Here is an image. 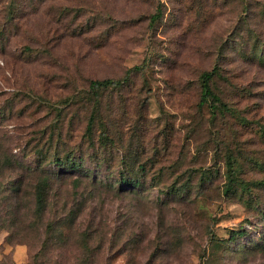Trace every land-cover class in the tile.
<instances>
[{
	"label": "rangeland",
	"instance_id": "obj_1",
	"mask_svg": "<svg viewBox=\"0 0 264 264\" xmlns=\"http://www.w3.org/2000/svg\"><path fill=\"white\" fill-rule=\"evenodd\" d=\"M134 66L88 137L90 81ZM43 180L79 214L48 248ZM0 264H264V0H0Z\"/></svg>",
	"mask_w": 264,
	"mask_h": 264
},
{
	"label": "trees",
	"instance_id": "obj_2",
	"mask_svg": "<svg viewBox=\"0 0 264 264\" xmlns=\"http://www.w3.org/2000/svg\"><path fill=\"white\" fill-rule=\"evenodd\" d=\"M139 69V66H134L127 69L126 73L122 78L113 79V78H104V79H92L90 81L89 90L85 93L86 99H88L92 104L91 114L87 125V136L92 137L93 135V126L98 121L100 117V96L101 93L105 90L121 88L125 86V84L131 79V76L134 70ZM219 75L217 69H213L211 71H204L200 76L201 81V95H200V105H207L210 109L211 115L216 117L218 114H232L237 115V111L235 108L231 107L227 102L223 100L221 95L214 89L212 85L213 79ZM104 139H102L101 146H106L109 141L110 136L106 133H103ZM90 139V138H89ZM71 156L68 157V161H71ZM61 161V159H59ZM227 165V173H228V184L226 186L227 191H231L235 184L237 183V174H236V165H235V156L232 153H229L226 159ZM79 164L73 162L70 165V169H76ZM132 187H134V179L130 181ZM49 183L47 180H43L38 184V187L34 193L36 210L35 214H33L35 218V224L38 225L39 228H42L43 232L46 234L44 248H48L50 246L49 241L53 239L54 235L58 232V226L62 224V222L71 217V215H76L74 208L71 211H68L65 215L61 216L60 212L58 213L56 210L52 218L48 215L49 212H52L51 201H50V190L48 188ZM67 205V204H66ZM56 207V205H55ZM76 216H79L77 214ZM74 218V217H73ZM21 220V215L17 210L14 215V223ZM75 219L72 221L74 223ZM92 222V221H91ZM15 232L12 230V233ZM234 231H231L232 237L235 236ZM81 241L83 246L82 252L86 257L85 260L91 259L93 261L94 251L89 254V258L86 256L89 252L90 247H88L93 240L94 233L91 229H84L80 233ZM237 234H245V231L241 230ZM69 240V238H68ZM53 243V242H52Z\"/></svg>",
	"mask_w": 264,
	"mask_h": 264
}]
</instances>
